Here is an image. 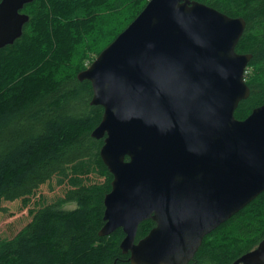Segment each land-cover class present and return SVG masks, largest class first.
Segmentation results:
<instances>
[{
	"label": "water",
	"instance_id": "1",
	"mask_svg": "<svg viewBox=\"0 0 264 264\" xmlns=\"http://www.w3.org/2000/svg\"><path fill=\"white\" fill-rule=\"evenodd\" d=\"M33 0H0V49L22 36ZM196 0H149L77 79L103 114L91 137L112 176L99 236L122 229L130 264H189L205 237L264 192V105L250 90L244 32ZM155 224L135 242L139 225ZM233 264H264V239Z\"/></svg>",
	"mask_w": 264,
	"mask_h": 264
},
{
	"label": "trees",
	"instance_id": "2",
	"mask_svg": "<svg viewBox=\"0 0 264 264\" xmlns=\"http://www.w3.org/2000/svg\"><path fill=\"white\" fill-rule=\"evenodd\" d=\"M148 1L33 0L22 36L0 49V217L5 203H20L29 219L0 235V264H130L122 229L98 234L112 176L99 156L103 140L91 137L103 109L90 105L91 85L77 75ZM196 1L245 22L235 51L251 56L250 95L234 113L244 120L264 105V0ZM53 185L62 196L39 195ZM154 226L142 222L135 242ZM263 239L264 192L205 237L189 264H233Z\"/></svg>",
	"mask_w": 264,
	"mask_h": 264
},
{
	"label": "rangeland",
	"instance_id": "3",
	"mask_svg": "<svg viewBox=\"0 0 264 264\" xmlns=\"http://www.w3.org/2000/svg\"><path fill=\"white\" fill-rule=\"evenodd\" d=\"M94 61V60H93ZM92 61V62H93ZM89 65L86 64V68ZM53 191H50L48 187H42L39 190V195H45L48 200L55 199L56 197L62 196V190L53 185ZM37 195V196H39ZM35 199V198H34ZM32 201V205H33ZM31 205V207H32ZM4 206L7 212L0 217V235L2 237L10 238L22 229L28 222L27 209L22 210L20 203H5ZM30 207V208H31ZM75 205H66L64 209H73Z\"/></svg>",
	"mask_w": 264,
	"mask_h": 264
},
{
	"label": "flooded vegetation",
	"instance_id": "4",
	"mask_svg": "<svg viewBox=\"0 0 264 264\" xmlns=\"http://www.w3.org/2000/svg\"><path fill=\"white\" fill-rule=\"evenodd\" d=\"M154 228V227H153Z\"/></svg>",
	"mask_w": 264,
	"mask_h": 264
}]
</instances>
